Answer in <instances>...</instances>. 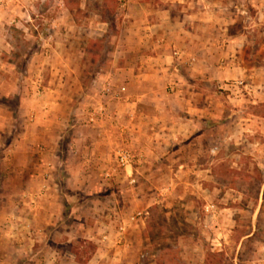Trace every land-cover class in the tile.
<instances>
[{
	"label": "rangeland",
	"instance_id": "1",
	"mask_svg": "<svg viewBox=\"0 0 264 264\" xmlns=\"http://www.w3.org/2000/svg\"><path fill=\"white\" fill-rule=\"evenodd\" d=\"M212 1L0 0V264H264V0Z\"/></svg>",
	"mask_w": 264,
	"mask_h": 264
},
{
	"label": "crops",
	"instance_id": "2",
	"mask_svg": "<svg viewBox=\"0 0 264 264\" xmlns=\"http://www.w3.org/2000/svg\"><path fill=\"white\" fill-rule=\"evenodd\" d=\"M123 1V2H121ZM155 0H119V2L122 4V6H127L128 9H143L144 7L146 8L147 6L151 5L152 2ZM160 2H169V3H178L180 5V12L183 13L182 15V24L183 28L182 29H177L174 28V23H177L176 19L172 16L171 10L169 11L168 14H165L162 11V14L164 15V19L157 20L158 24L155 25L156 27V33H158L161 38L157 39V43H162L166 38L167 40H182L184 42H188V49L191 46V43L194 42V40L197 38L199 40H202V37L200 36V30H204L207 28V23L210 21L211 27L216 29V33L218 34V26L221 28V26L226 25L229 26L231 25L235 18L234 13L232 12V8H235L237 10V6H229L228 4L225 3L223 5L225 7V10L227 11V14L224 15L223 17H219L218 13H223L226 12L224 10H217L215 8L220 7L214 4V1L212 0H200V1H195V0H159ZM229 7V8H228ZM231 7V8H230ZM165 10V9H163ZM216 11V12H215ZM160 12V11H159ZM158 12V15H160ZM224 14V13H223ZM226 30V28H225ZM199 31V32H198ZM224 31V30H223ZM223 35V34H222ZM210 40H213L210 39ZM214 41V40H213ZM191 50L194 49V47H190ZM161 55L164 52L159 51ZM162 52V53H161ZM157 56L159 64L161 65L163 60L162 57ZM150 74L154 72H159V68H155L153 65L150 67Z\"/></svg>",
	"mask_w": 264,
	"mask_h": 264
},
{
	"label": "built area",
	"instance_id": "3",
	"mask_svg": "<svg viewBox=\"0 0 264 264\" xmlns=\"http://www.w3.org/2000/svg\"><path fill=\"white\" fill-rule=\"evenodd\" d=\"M127 159V156L124 154L122 157H120V161L124 163V161Z\"/></svg>",
	"mask_w": 264,
	"mask_h": 264
}]
</instances>
